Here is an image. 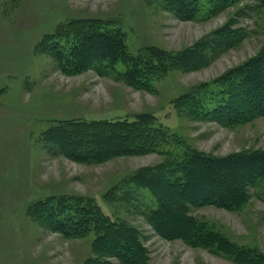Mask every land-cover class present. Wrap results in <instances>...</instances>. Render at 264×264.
Segmentation results:
<instances>
[{"label":"rangeland","instance_id":"374dc122","mask_svg":"<svg viewBox=\"0 0 264 264\" xmlns=\"http://www.w3.org/2000/svg\"><path fill=\"white\" fill-rule=\"evenodd\" d=\"M199 1L210 9L218 6L205 17L184 21L161 0H0V264H89L95 257L93 235L68 239L29 214L33 204L60 196L91 201L112 220L135 228L148 264H241L225 253L161 237L144 214L147 207L134 197L125 199L124 182L141 168L164 162L161 153L86 164L43 140L60 120H133L149 113L167 131L168 140L160 147L167 153L180 155L188 149L224 157L264 150V117L224 126L175 107L193 87L224 77L264 48L260 0ZM88 19L120 27L132 55L145 47L174 53L191 49L225 26L238 31L239 43L209 52L210 58L192 69L173 68L155 77L152 90L139 89L120 76L123 64L104 74L60 68L49 43L74 44L71 30ZM262 197L252 190L239 210L205 206L191 213L264 262Z\"/></svg>","mask_w":264,"mask_h":264},{"label":"trees","instance_id":"16d2710c","mask_svg":"<svg viewBox=\"0 0 264 264\" xmlns=\"http://www.w3.org/2000/svg\"><path fill=\"white\" fill-rule=\"evenodd\" d=\"M161 3L184 21L205 17L218 6L217 3L210 9L209 3L199 0H161ZM79 22L70 32L74 44L69 41L67 46L49 43L48 50L60 68L68 73L94 69L104 74L123 64L126 70L120 76L139 89L152 90L155 77L173 68L192 69L195 63L210 58L209 52L239 43L238 31L225 26L210 40H203L191 49L174 53L145 47L138 55H132L120 27L111 28L98 19ZM175 107L193 117L210 118L224 126H238L264 117V48L224 77L193 87L175 101ZM155 118L146 113L133 120H60L44 133L43 140L57 147L65 157L86 164L161 153L165 156L164 162L141 168L124 182L125 199L129 196L131 201L134 197L142 207H147L144 214L157 234L168 240L180 239L191 246L225 253L237 263L264 264L253 250L238 247L191 213L205 206L239 210L250 199L252 190L264 196V150L224 157L188 149L180 155L167 153L160 150L168 140L167 131L156 125ZM28 210L43 227L68 239L93 235L95 257L89 264L149 263L137 230L124 221L112 220L91 201L60 196L39 201Z\"/></svg>","mask_w":264,"mask_h":264}]
</instances>
